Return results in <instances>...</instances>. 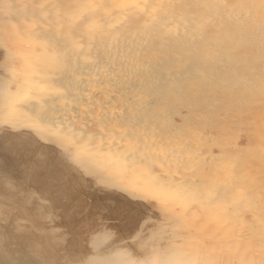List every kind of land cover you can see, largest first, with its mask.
I'll use <instances>...</instances> for the list:
<instances>
[{
  "label": "rangeland",
  "instance_id": "1",
  "mask_svg": "<svg viewBox=\"0 0 264 264\" xmlns=\"http://www.w3.org/2000/svg\"><path fill=\"white\" fill-rule=\"evenodd\" d=\"M119 1L100 0L113 11ZM136 2L134 20L156 16L165 40L197 46L167 50L153 69L165 72L120 130L126 118L96 125L79 96L65 116L71 141L0 110V264L115 251L135 264H264V0ZM96 145L113 157L84 158Z\"/></svg>",
  "mask_w": 264,
  "mask_h": 264
},
{
  "label": "bare ground",
  "instance_id": "2",
  "mask_svg": "<svg viewBox=\"0 0 264 264\" xmlns=\"http://www.w3.org/2000/svg\"><path fill=\"white\" fill-rule=\"evenodd\" d=\"M98 1L0 0V110L5 116L19 122H22L23 116L40 120L45 129L71 141L75 133L65 116L76 101L75 97L79 96L78 104L82 105L80 110L83 114L91 108L95 109L91 115L88 114L93 123L104 124L105 117L110 114L126 118L125 123L121 122L123 127L120 123L115 125L121 127L117 130L126 128L130 124L129 119L135 115L136 107L140 106L138 102L143 104L150 88L165 72L162 69L155 75L153 69L158 68L167 50L191 45L189 41L178 42L179 38L176 42L175 39L168 41L157 34L156 25L155 28L151 25V20L157 21L155 14V17L147 16L149 22L146 19L134 20L129 11L134 9L131 6L134 1L130 5L127 3L129 0H118L126 6L117 4L120 10L115 7L114 11L109 7L111 4ZM115 3H118L117 0ZM135 3L138 2L135 0ZM112 5L115 6L114 3ZM157 40L162 42L156 44ZM142 49H145L144 52L139 53ZM175 76L168 74L163 78L165 84L173 85ZM114 100L120 101V105L116 101L114 104ZM88 139L85 136L77 143L85 148ZM72 145L67 144L65 148ZM113 155L112 150L99 145L83 153L84 158L93 161H109ZM121 157L124 158V155ZM133 255L128 258L126 253L115 251L102 255V258L89 257L84 263L135 264V261L132 262Z\"/></svg>",
  "mask_w": 264,
  "mask_h": 264
}]
</instances>
